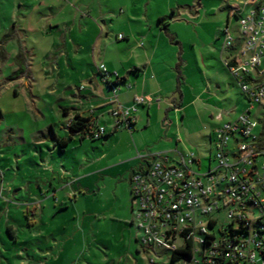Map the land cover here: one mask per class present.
<instances>
[{
  "label": "crops",
  "instance_id": "obj_1",
  "mask_svg": "<svg viewBox=\"0 0 264 264\" xmlns=\"http://www.w3.org/2000/svg\"><path fill=\"white\" fill-rule=\"evenodd\" d=\"M203 1L0 0V78L8 66L17 73L21 58L23 72L15 78L23 88L33 91L38 85L44 93H65L63 104L35 102L38 115L55 110L67 118V126L80 115L107 128L105 144L126 141L128 156L116 165H128L119 172L127 193L132 172L150 151L175 160L194 154L195 167L208 159L209 169L216 129L249 110L252 114L254 107L226 64L233 53L225 54L223 26L212 37L205 35ZM235 4L228 6L225 21L230 33ZM100 65L109 71L110 82ZM139 96L146 103L138 106L135 129L113 131L111 111L118 104L134 105ZM263 119L256 128L259 137ZM50 123L47 118L51 128ZM67 130L64 136L55 131L46 137L56 147V137L67 138Z\"/></svg>",
  "mask_w": 264,
  "mask_h": 264
},
{
  "label": "rangeland",
  "instance_id": "obj_2",
  "mask_svg": "<svg viewBox=\"0 0 264 264\" xmlns=\"http://www.w3.org/2000/svg\"><path fill=\"white\" fill-rule=\"evenodd\" d=\"M235 2L203 1L205 35L212 37L220 24L222 45L228 6ZM213 6H219L215 12ZM231 35L234 44L226 49L227 56H235L243 48L244 37L235 18ZM39 62L35 61V69ZM5 73L0 78V264H174L172 251L157 246L146 250L135 239L137 234L142 237L138 207L133 203L131 185L127 193L119 175L128 165H116L128 156L126 141L105 144L103 139L81 141L76 137L63 153L46 135L55 131L65 135L67 118L47 108L48 115L43 118L34 104H55L57 100L63 104L65 93L61 97L44 93L38 85L32 91L23 88L18 81L21 75L14 74L10 66ZM251 116L262 119L264 107L255 105ZM212 157L215 165L214 149ZM208 163L206 159L196 172L204 174ZM219 202L221 210L211 218L218 221L217 228H224L230 223L229 211L236 208ZM215 232L220 238V232ZM197 260L202 257L196 254Z\"/></svg>",
  "mask_w": 264,
  "mask_h": 264
},
{
  "label": "built area",
  "instance_id": "obj_3",
  "mask_svg": "<svg viewBox=\"0 0 264 264\" xmlns=\"http://www.w3.org/2000/svg\"><path fill=\"white\" fill-rule=\"evenodd\" d=\"M231 13L239 20L244 43L226 64L251 107L264 105V2L236 0ZM233 44L226 29L224 47ZM99 69L110 82L105 65ZM144 103L146 99L139 96L132 106L118 104L110 113L113 131L132 132L138 106ZM250 113L216 129V164L204 174L196 172L194 154L175 160L166 153L145 156L132 172L131 194L145 249L157 246L176 251L190 241L194 254L190 261H196V254L202 257L197 264H264V148L255 133L259 121ZM92 133L86 138L101 139L108 131L95 124ZM219 201L236 208L229 211L230 223L224 228H217L218 221L211 218L221 210ZM229 229L236 233L231 235Z\"/></svg>",
  "mask_w": 264,
  "mask_h": 264
},
{
  "label": "trees",
  "instance_id": "obj_4",
  "mask_svg": "<svg viewBox=\"0 0 264 264\" xmlns=\"http://www.w3.org/2000/svg\"><path fill=\"white\" fill-rule=\"evenodd\" d=\"M261 2L264 1L261 0ZM18 64L20 66V69L17 71V73L21 74L23 72V61L21 58L18 59ZM262 124H263V132L260 135L259 143L260 146L264 148V119L262 120ZM67 127L69 129V136L67 138L59 139L56 137V143L58 144L62 152L65 151V148L68 146V142L74 140L75 137H79L80 140L86 139V136L93 137L92 130L94 129L95 124L92 123L91 119H85L80 115H76L75 119ZM237 232L239 233V231ZM228 233L232 235L236 232L233 229H229ZM193 255L194 254H193L192 243L188 241L185 248H180L176 251H172L171 261L174 264L177 263L178 261L189 262L193 258Z\"/></svg>",
  "mask_w": 264,
  "mask_h": 264
},
{
  "label": "water",
  "instance_id": "obj_5",
  "mask_svg": "<svg viewBox=\"0 0 264 264\" xmlns=\"http://www.w3.org/2000/svg\"><path fill=\"white\" fill-rule=\"evenodd\" d=\"M264 1V0H263Z\"/></svg>",
  "mask_w": 264,
  "mask_h": 264
}]
</instances>
